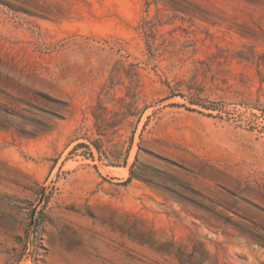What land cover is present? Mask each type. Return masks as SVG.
<instances>
[{
    "label": "rangeland",
    "instance_id": "1",
    "mask_svg": "<svg viewBox=\"0 0 264 264\" xmlns=\"http://www.w3.org/2000/svg\"><path fill=\"white\" fill-rule=\"evenodd\" d=\"M0 264H264V0H0Z\"/></svg>",
    "mask_w": 264,
    "mask_h": 264
},
{
    "label": "trees",
    "instance_id": "2",
    "mask_svg": "<svg viewBox=\"0 0 264 264\" xmlns=\"http://www.w3.org/2000/svg\"><path fill=\"white\" fill-rule=\"evenodd\" d=\"M141 1H143L144 3H146V0H141ZM179 97H181L182 98V96H179ZM190 104H193V105H197V104H195V103H193V102H190ZM80 147H85V148H87V146H85V145H83V144H81L80 145ZM95 147V149H96V151H98V148H97V146H94ZM88 151H89V149H87ZM89 156L92 158V156H91V153L89 152ZM128 180L130 181V178H128Z\"/></svg>",
    "mask_w": 264,
    "mask_h": 264
}]
</instances>
